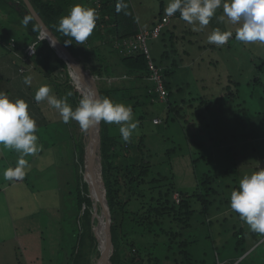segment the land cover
I'll return each instance as SVG.
<instances>
[{"label": "rangeland", "instance_id": "obj_1", "mask_svg": "<svg viewBox=\"0 0 264 264\" xmlns=\"http://www.w3.org/2000/svg\"><path fill=\"white\" fill-rule=\"evenodd\" d=\"M130 1L140 28L153 20L161 5L165 10L169 3V0ZM221 11L218 9L199 32L192 31V25L181 18L173 19L175 35L185 30L191 34L184 40L176 37L174 46L167 47L169 61L162 59L165 51L162 39L167 45V33L159 40H148L157 66L159 62L168 65L176 61L177 69L169 80L172 91L169 101L183 109L181 118H174L167 112L165 103L156 101L146 108L134 109V122L139 121V127L131 138L134 144L141 136L145 138V153L149 152L151 158V176H167L178 192L191 194L198 178L204 174L213 177V187L220 193L209 208L208 216L201 215L200 205L190 200L195 214L190 224L192 230L185 238L188 236L194 241L190 250L196 264L202 261L204 264H264V235L252 232L230 207L231 192L236 185L239 187L243 176L264 168V44L237 41L234 37L239 25L231 23L226 16L220 20ZM8 14L9 17L0 14V65L5 57L15 62L16 81L14 83L3 72L0 91L6 90L12 100H25L32 118L44 119L48 125L43 137L36 134L41 150L25 157L28 168L22 180L4 178L5 170L15 168L19 154L0 146V264H72L68 258L76 250L81 222L74 140L67 134L69 126L59 111L47 100L36 102L35 94L41 86L48 85L57 98L67 97L73 109L72 97L77 107L80 100L71 79L58 65L59 58L53 49L50 48L53 52L48 61L51 71L47 72L31 71L32 67L29 69L26 63L21 64L6 52L2 44L10 37L14 36L19 44L26 42L14 27L19 25L21 15L12 11ZM215 28L230 30L234 35L222 46L210 44L208 36ZM74 52L87 66L77 48ZM102 55L114 66L113 74L103 76L100 81L93 77L99 85L122 86L124 70L117 59L104 49ZM31 61L38 62L37 58ZM93 62L98 68L99 62L96 59ZM21 65L27 68H23L22 74L18 70ZM25 76L31 77L30 85L18 81ZM255 79H260L261 86L254 83ZM234 83L239 84L237 88ZM19 85L26 87L11 89ZM145 85L153 83L145 81ZM200 99L207 101L206 111L204 107L199 109ZM237 105L245 109V114L237 112ZM154 117L160 118L163 124L152 125L150 120ZM168 118V123L164 124ZM73 124L76 125V121ZM53 125L57 127L52 128ZM107 127L109 135L121 136L119 125L108 124ZM48 136L53 138V146ZM196 159L199 162L194 166L192 161ZM240 237L247 251L243 256L235 249Z\"/></svg>", "mask_w": 264, "mask_h": 264}, {"label": "trees", "instance_id": "obj_2", "mask_svg": "<svg viewBox=\"0 0 264 264\" xmlns=\"http://www.w3.org/2000/svg\"><path fill=\"white\" fill-rule=\"evenodd\" d=\"M9 1L18 3L21 11H17L16 6L9 5ZM29 1L51 31L74 56H79L74 52V48H77L79 54L85 59L87 70L92 76L97 77L99 81L105 75H112L114 67L111 61L106 60L102 55L103 49L115 56L119 66L124 70L125 83L122 86L112 85L108 87L102 84L99 85L102 96H107L118 103L130 104L133 110L152 105V99L156 98V95L148 93V89L152 88L153 85H145V81H148L150 75L145 56L141 53L122 56L111 43L112 39L129 38L140 29L130 0H101V23L105 25V29L101 30L96 27L92 35L83 44H77L75 40L57 31V27L60 18L68 15L74 5L83 4L86 7L87 5L92 7L94 0ZM88 2L91 6H89ZM118 3L127 7H122L118 12ZM10 11L21 15L20 19L17 18L19 27H21L15 30L21 32L19 37H23L26 42L19 44V41L17 43L14 36L10 37L7 44L3 46L6 52L8 51L15 56L21 64L26 63L29 68L32 67L31 71L37 70L41 72L42 70L40 69L46 72L51 71L48 61L53 51L45 40H41L36 44V53L31 58L28 59L24 54V49L29 43L37 42L39 30L29 16L26 15L23 1L0 0V14L9 17L8 12ZM221 12L223 13V11ZM165 15V10H163L161 5L159 13L153 18L152 25L149 28L154 26ZM25 18L29 20L27 25L24 24ZM177 18H180L179 12L175 13L174 17L171 18L170 23L161 31L159 37L160 39L164 32L168 35L167 45L165 39H162L165 42L163 44L165 51L162 54V59L165 61L170 59L166 49L168 46H174L177 40L176 37L180 36L184 40L191 34L190 31L185 30L178 33L179 35H175L176 25L172 21ZM11 40L14 41L13 48L9 46ZM20 48L21 51H19ZM17 51L19 53H16ZM33 58H37L38 62H32ZM23 59L26 60L23 61ZM95 59L99 62L98 68L94 65L93 61ZM57 63L64 68L66 77L69 78L66 64L61 59L57 60ZM153 63L155 64L154 61ZM21 67L27 69L21 65L18 70ZM157 67L163 68V86L168 92L167 100L163 103L167 105V112L173 114L174 118H181L180 111L183 107L176 104L172 105L169 101V97L172 94L169 80L177 69L176 61L172 60L168 65L159 62ZM254 83L261 86L260 79H255ZM237 85L239 84L234 83L236 88L238 87ZM230 95L233 96V93ZM154 101L160 102L156 99ZM72 102L74 105L73 110H75L77 106L74 97H72ZM199 105V109L202 107H204L205 111L208 109V103L204 99H200ZM236 108L237 112L245 114V109L240 108L238 105ZM152 119L150 123L154 125ZM168 121L169 118L165 120L164 124L168 123ZM73 122L69 121L67 123L70 129L67 134L70 135V139L74 140V152L76 155L74 169L78 178V206L81 211V222L78 230L76 250L74 249L75 251L69 255L68 259L72 261V264H90L91 257L96 255V239L92 232L86 197V184L83 179L80 126L76 122V129V125ZM161 124H163V121ZM47 125L42 123L39 126L41 130L40 137H43V131ZM49 125L51 124L49 123ZM107 125L101 122V154L103 160V182L112 216L116 255L115 264H196L190 250V246L194 241L188 236L185 238V235L192 230L190 224L195 214V211L191 209L190 200H195L200 205L199 213L201 215L208 216L209 208L220 193L218 188L213 187V177L204 174L201 178H198L196 189L191 194L178 192L167 176H151L149 162L151 158L149 152L145 153V138L143 136L138 139L137 144L133 143L132 138L130 142L125 143L120 135H109ZM56 127L52 126V128ZM49 138L50 140L53 139ZM173 151L174 149L167 150L166 153L169 154ZM121 154H123L122 158L119 159ZM136 158H138L137 162H135ZM192 162L195 166L199 160L196 159ZM233 182L236 184L235 180ZM238 188L236 185L234 190ZM175 194L178 196V201L174 199ZM82 208H84V214H82ZM243 244V238L240 237L235 249L241 252V256L246 252L243 249ZM198 264L204 263L202 261Z\"/></svg>", "mask_w": 264, "mask_h": 264}, {"label": "clouds", "instance_id": "obj_3", "mask_svg": "<svg viewBox=\"0 0 264 264\" xmlns=\"http://www.w3.org/2000/svg\"><path fill=\"white\" fill-rule=\"evenodd\" d=\"M122 7L127 6L118 3L117 11ZM218 9L223 10L220 20L226 16L231 23L239 25L235 33L237 41L264 44V0H169L165 14L171 17L179 12L180 18L192 25V31L199 32L210 23ZM98 19L96 8L76 4L68 15L60 18L57 31L75 40L77 44H83L92 35ZM28 23L29 20L25 18L24 24ZM233 35L230 30L215 28L208 36V43L222 46ZM23 83L30 85L31 77L25 76ZM51 93L50 86L43 85L37 90L35 101L47 100L51 107L59 111L65 123L74 120L83 131L101 122L116 124L119 125L122 140L128 143L139 127V121L134 122L133 107L130 104L118 103L107 96H97L95 91L82 97L77 91L81 100L73 110L67 97L57 98ZM36 132L37 123L29 113L28 103L23 99L12 100L8 94L0 91V146L19 154L15 168L5 170V179L19 180L25 176L28 168L25 157L37 154L42 148ZM230 207L252 232L264 235V168L243 176L239 188L231 192Z\"/></svg>", "mask_w": 264, "mask_h": 264}, {"label": "water", "instance_id": "obj_4", "mask_svg": "<svg viewBox=\"0 0 264 264\" xmlns=\"http://www.w3.org/2000/svg\"><path fill=\"white\" fill-rule=\"evenodd\" d=\"M26 15L33 21L39 30L38 40H45L49 47L67 67L69 78L82 97L91 91L97 96H102L100 86L95 77L87 70L80 56L73 53L51 31L29 0H22ZM9 5L16 6L21 11L19 4L9 1ZM58 51V52H57ZM101 123L90 127L81 133V151L83 159V179L86 184L88 209L93 235L96 239V255L91 257L90 264H115V248L112 227V216L106 198L103 182V160L101 154ZM84 214V208H82Z\"/></svg>", "mask_w": 264, "mask_h": 264}, {"label": "built area", "instance_id": "obj_5", "mask_svg": "<svg viewBox=\"0 0 264 264\" xmlns=\"http://www.w3.org/2000/svg\"><path fill=\"white\" fill-rule=\"evenodd\" d=\"M92 7L96 8V10L99 13V19L96 22V27H98L101 30L105 29L104 24L101 23V8H102L101 0H94L92 3ZM174 15L171 17L165 15L160 21H158L151 28L140 29L135 35H133L129 38L112 39V41H111V43L113 44V47L116 50H118V52L122 56H130V55H136V54H140V53L145 56V58L147 60V65H148L149 70H150V75H149L148 81L153 83L152 88L148 89V93H151V94L153 93L156 95V98L152 99V101H154L156 99L162 103L167 100V96H168V92L163 86V75H162V69L163 68L157 67L153 63V61L151 59L150 49L148 46V40L159 39L161 31L165 28V26H167L170 23V20L172 17H174ZM36 44H37V42H33V43L27 45L26 48L24 49V54L28 59L31 58L36 53ZM9 46L11 48L14 47V41L13 40L10 41ZM24 60H26V59H23V61ZM19 71L22 74L23 68L21 67L19 69ZM80 96L81 95H78L79 100H81ZM161 122H162L161 119L158 117H154L152 119V123L154 125H159V124H161ZM19 180H22V179H19ZM174 199H176V201H178V196L175 195Z\"/></svg>", "mask_w": 264, "mask_h": 264}, {"label": "crops", "instance_id": "obj_6", "mask_svg": "<svg viewBox=\"0 0 264 264\" xmlns=\"http://www.w3.org/2000/svg\"><path fill=\"white\" fill-rule=\"evenodd\" d=\"M88 4H89V6H90V3L88 2ZM87 7H88V5H87ZM152 25V21L149 23V24H147V26L146 27H143V28H149L150 26ZM18 26V27H17ZM16 29H18V28H20L19 27V25L17 24H15V26H14ZM142 28V29H143ZM7 44V43H6ZM6 44H2V46H4V45H6ZM19 51H21V48L19 49ZM16 53H19L18 51L16 52ZM13 56V55H12ZM13 58H15V56H13ZM15 62L14 63H12V62H10V60L8 59V57H5V59H3V61H2V63H1V65H0V77L2 76L3 77V75H2V73L4 72V73H6V76L7 75H9V77H11L12 79H13V81H14V83H15V81H16V72H15ZM17 75H18V71H17ZM8 77V76H7ZM18 81H20V83H22L23 84V80H18ZM7 83H9V81L7 82ZM26 86H23V85H19V86H12L11 87V89H17V90H20V89H23V88H25ZM22 91H24V90H22ZM22 91H20V92H22ZM3 92H5L6 94L8 93L6 90H3ZM29 104V103H28ZM51 122V121H50ZM36 123H37V132H36V134L38 135V136H40V132H41V130L39 129V126L40 125H42V123H44L45 125H47V123L45 122V120L44 119H40V118H38L37 120H36ZM51 141H52V139H51ZM53 142V141H52ZM54 145V142L53 143H51V145L50 146H53ZM56 153V152H55ZM55 169V168H54ZM247 252V251H246ZM245 252V253H246ZM244 253V254H245Z\"/></svg>", "mask_w": 264, "mask_h": 264}, {"label": "bare ground", "instance_id": "obj_7", "mask_svg": "<svg viewBox=\"0 0 264 264\" xmlns=\"http://www.w3.org/2000/svg\"><path fill=\"white\" fill-rule=\"evenodd\" d=\"M58 52V51H57Z\"/></svg>", "mask_w": 264, "mask_h": 264}]
</instances>
